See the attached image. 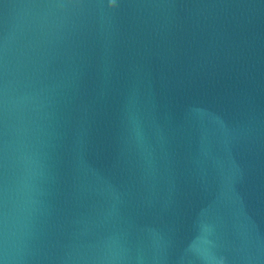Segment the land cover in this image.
<instances>
[{
	"label": "water",
	"instance_id": "1",
	"mask_svg": "<svg viewBox=\"0 0 264 264\" xmlns=\"http://www.w3.org/2000/svg\"><path fill=\"white\" fill-rule=\"evenodd\" d=\"M180 0H0V264H31L138 94Z\"/></svg>",
	"mask_w": 264,
	"mask_h": 264
}]
</instances>
